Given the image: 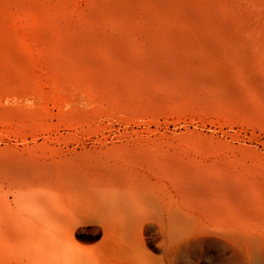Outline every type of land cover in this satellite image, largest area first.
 <instances>
[{"label":"bare ground","instance_id":"6f19581e","mask_svg":"<svg viewBox=\"0 0 264 264\" xmlns=\"http://www.w3.org/2000/svg\"><path fill=\"white\" fill-rule=\"evenodd\" d=\"M18 15L42 29L57 65L91 76L113 102L228 123L77 149L11 131L35 118L0 104V264H169L189 218L231 241L252 218L264 225V0H0V32L13 41ZM17 47L0 53V86L31 79L27 47ZM148 174L185 210L149 196Z\"/></svg>","mask_w":264,"mask_h":264},{"label":"rangeland","instance_id":"374dc122","mask_svg":"<svg viewBox=\"0 0 264 264\" xmlns=\"http://www.w3.org/2000/svg\"><path fill=\"white\" fill-rule=\"evenodd\" d=\"M9 25H12L11 31L14 32L15 41L9 39L6 33L0 32V53H8L20 43L26 45V66L32 71V75L31 79H28L18 74L14 82L3 83L0 86V104H12L7 107L15 109L14 111H23L28 117L35 118L31 124L21 126L23 130H16L18 126H14L10 128L11 131L20 134H27L28 131V134L41 138L45 135L46 138L49 137L48 141L79 149L83 145L105 148L112 141H132L137 133L145 134L148 128L163 131L167 126L172 128L174 125L185 123H201L200 125L205 126L228 123L218 119L215 114L194 109L168 106L137 110L113 102L102 86L90 80L91 76L81 75L57 65L40 44L42 29L25 16L18 15L10 20ZM25 95L27 97H24ZM36 113L38 114L35 115ZM259 140L264 142V136L259 137ZM133 168L140 173H147L144 168ZM148 176L149 196L167 198L173 201V209L185 210L180 206L178 196L169 183L150 174ZM250 222L253 225L250 224L251 226L243 231H235V238L231 241L226 236L228 229L207 226L202 217H199V220L189 218L187 237L181 247L172 253L169 264H264V225H256V218H252ZM82 229L91 236L96 228L86 225ZM250 233L251 235H246ZM160 240V235L152 226L148 232V241L156 256L162 254Z\"/></svg>","mask_w":264,"mask_h":264}]
</instances>
